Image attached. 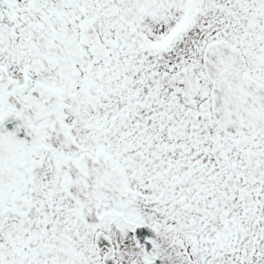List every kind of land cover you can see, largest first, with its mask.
<instances>
[{"label":"snow or ice","instance_id":"snow-or-ice-1","mask_svg":"<svg viewBox=\"0 0 264 264\" xmlns=\"http://www.w3.org/2000/svg\"><path fill=\"white\" fill-rule=\"evenodd\" d=\"M0 264H264V0H0Z\"/></svg>","mask_w":264,"mask_h":264}]
</instances>
